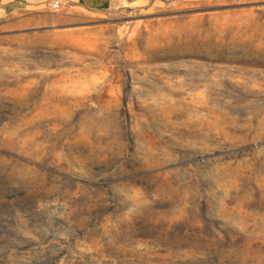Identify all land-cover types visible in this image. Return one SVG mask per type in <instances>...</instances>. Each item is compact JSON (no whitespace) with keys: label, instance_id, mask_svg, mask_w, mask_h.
<instances>
[{"label":"rangeland","instance_id":"1","mask_svg":"<svg viewBox=\"0 0 264 264\" xmlns=\"http://www.w3.org/2000/svg\"><path fill=\"white\" fill-rule=\"evenodd\" d=\"M53 1L0 0V264H264V0Z\"/></svg>","mask_w":264,"mask_h":264},{"label":"bare ground","instance_id":"2","mask_svg":"<svg viewBox=\"0 0 264 264\" xmlns=\"http://www.w3.org/2000/svg\"><path fill=\"white\" fill-rule=\"evenodd\" d=\"M194 45H196L194 43ZM217 47V48H216ZM255 51V50H254ZM222 48L215 46L213 43H201L200 46H185V47H178L177 49H175L174 51H172L169 56H177V55H203V56H207L210 58L213 57H220L221 55H223ZM261 53L259 52H252L251 56H253V58H249L250 55L247 52H244V54L242 56H238L236 55L234 58L235 59H242V60H254V59H259L262 60L261 58H259V55ZM264 61V60H263Z\"/></svg>","mask_w":264,"mask_h":264},{"label":"built area","instance_id":"3","mask_svg":"<svg viewBox=\"0 0 264 264\" xmlns=\"http://www.w3.org/2000/svg\"><path fill=\"white\" fill-rule=\"evenodd\" d=\"M60 6H61V1L60 0H55V1L50 3V8L53 9V10L59 9Z\"/></svg>","mask_w":264,"mask_h":264}]
</instances>
